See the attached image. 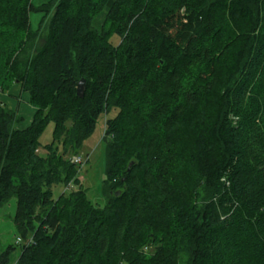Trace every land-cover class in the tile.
<instances>
[{"label": "trees", "instance_id": "16d2710c", "mask_svg": "<svg viewBox=\"0 0 264 264\" xmlns=\"http://www.w3.org/2000/svg\"><path fill=\"white\" fill-rule=\"evenodd\" d=\"M32 8L0 0V96L35 108L18 128L0 99V264H264V0H52L36 30ZM102 116L100 206L72 158Z\"/></svg>", "mask_w": 264, "mask_h": 264}, {"label": "rangeland", "instance_id": "374dc122", "mask_svg": "<svg viewBox=\"0 0 264 264\" xmlns=\"http://www.w3.org/2000/svg\"><path fill=\"white\" fill-rule=\"evenodd\" d=\"M52 0H32L33 8L29 13L30 25L33 30H36L40 27L41 20L43 19V11L39 9V7L44 4L49 3ZM18 88L15 89V93H18ZM22 94V93H19ZM15 97L14 100H10L8 102V106L12 109L19 108V97L18 96H9ZM16 100V101H15ZM17 103V104H15ZM12 104H15L13 106ZM25 108H31V105L28 104ZM33 108V107H32ZM18 111V110H17ZM34 109H32V113H34ZM28 113V111H27ZM31 113V114H32ZM112 116V114H110ZM104 116L100 117L97 122V127L93 135L88 138L83 144L81 150L78 153V156L82 158L81 168L78 173V180L82 187L85 189L86 196L88 199L97 205L103 206L106 203V198L103 192V180L105 178V149L102 144V136L104 132ZM53 129L54 124L50 123L43 134L41 135L40 141L42 143V147L39 148V152L41 154L46 153V149L44 147L45 144L49 143L53 139ZM79 188V184L70 183L68 187L63 184H57L53 186V194L54 197L58 196L61 192H70L72 190H77ZM15 202V209L13 210L14 214H5V216H0V253L10 244L17 245L18 233L15 228L13 217L16 212L17 200L16 197L11 198ZM19 252V249H15ZM14 250V251H15Z\"/></svg>", "mask_w": 264, "mask_h": 264}, {"label": "crops", "instance_id": "0c3cea01", "mask_svg": "<svg viewBox=\"0 0 264 264\" xmlns=\"http://www.w3.org/2000/svg\"><path fill=\"white\" fill-rule=\"evenodd\" d=\"M16 88L19 89L18 86H14L13 90H12V94L17 95L19 97L18 98L19 101H17V102H19V105L17 103H15V104H17L19 106V108L17 109L18 113L20 116L23 117V120L17 124V127L18 128H24L30 123L32 116H33L32 109L35 110V108L34 107L32 108V106L29 109L25 108L29 104V95L27 93L19 94V91H18V93H15ZM0 99L4 100L8 104V102L10 100H14L15 97H9L6 95H1ZM15 104H12V105L15 106ZM27 111H28V113H27ZM14 209H15V202L13 200H9L6 204H4L2 207H0V216L1 215L5 216V214L8 215V214H10V212H11V214H14L13 213ZM0 223H2V222H0ZM18 255H19V252L16 250L11 253V256H10L11 264H16L17 259H18Z\"/></svg>", "mask_w": 264, "mask_h": 264}, {"label": "water", "instance_id": "95a60500", "mask_svg": "<svg viewBox=\"0 0 264 264\" xmlns=\"http://www.w3.org/2000/svg\"><path fill=\"white\" fill-rule=\"evenodd\" d=\"M85 91V79H81L77 85V95L83 97Z\"/></svg>", "mask_w": 264, "mask_h": 264}, {"label": "built area", "instance_id": "2783aa9c", "mask_svg": "<svg viewBox=\"0 0 264 264\" xmlns=\"http://www.w3.org/2000/svg\"><path fill=\"white\" fill-rule=\"evenodd\" d=\"M72 161L74 163H76V164H82V158L80 156H78V155L73 156ZM19 242H21V238L20 237H18V239H17V243H19Z\"/></svg>", "mask_w": 264, "mask_h": 264}]
</instances>
